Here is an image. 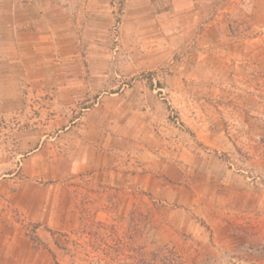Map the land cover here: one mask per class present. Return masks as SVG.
<instances>
[{"label":"crops","instance_id":"crops-1","mask_svg":"<svg viewBox=\"0 0 264 264\" xmlns=\"http://www.w3.org/2000/svg\"><path fill=\"white\" fill-rule=\"evenodd\" d=\"M185 1L177 7L174 0L169 10L156 13L152 0H128L121 42L113 50L106 42L97 46L99 50H93L92 44L84 50L68 8L50 9L36 0L20 5L0 2V115L37 117L30 125H6L11 134L5 173L0 176V264H59L43 243L62 232L78 231L81 222L70 200L71 184L81 177L103 183L127 180L153 201L160 202V198L165 209L172 211L166 214L168 223L188 234L200 232L202 223L220 234L217 231L230 228L238 215L262 210L264 189L250 184L230 162L238 161L237 148L245 142L250 149L248 162L257 164V171L264 174L263 123L236 122L231 117L234 108L211 106L206 102L207 92L199 91L213 82L219 88L216 99L231 95L222 89L234 90L238 84V78L227 72L246 44H239L232 33L237 25L233 14L208 15L198 5L201 0ZM91 2V20L84 29L94 27L96 32L88 33L103 39L115 10L109 0ZM126 37L134 42L130 48L124 45ZM108 51L111 57L117 54L124 61L122 69L126 68L120 76L123 80L116 83L133 79L131 88L109 89ZM80 59L87 63L89 75L78 76ZM169 66L173 73L161 83L168 84L170 98L178 100L179 106L168 102L164 109L163 99L155 97L156 91L144 90V81L136 74ZM94 67L102 70L96 73ZM148 97L155 99L146 106ZM245 100L240 115L261 109L257 96L246 94ZM79 108L90 118L126 116L122 121L117 118L115 141L143 147L151 158L141 161L132 150L125 160H116L105 149L120 153L124 146L77 143L74 116ZM173 109L181 116L186 133L180 136L177 150H161L169 141L150 130L141 137L138 116L162 114L168 120ZM174 128L166 123L168 134L175 135ZM46 131H52L51 136ZM191 144L196 149H189ZM114 169L112 178L109 171ZM179 214L184 220L177 224L174 218Z\"/></svg>","mask_w":264,"mask_h":264},{"label":"rangeland","instance_id":"rangeland-1","mask_svg":"<svg viewBox=\"0 0 264 264\" xmlns=\"http://www.w3.org/2000/svg\"><path fill=\"white\" fill-rule=\"evenodd\" d=\"M4 1H12L14 4L20 5L27 0H0V2ZM36 1L46 8L52 9L58 5L70 10L72 20L78 26L79 45L84 46V50L89 48V44H92L93 50H99L97 46L99 47L105 42L108 48L113 50L121 42L128 0H109L115 11L110 19L112 21L109 32L107 36H103V39L99 35L88 33V31L96 32L94 27L87 28V32H85L84 28L91 20L90 7L94 5L92 2L90 3V0ZM173 1L152 0L154 11L161 13L164 10H169L174 5ZM175 1L177 7L184 6L186 3L185 0ZM198 5L208 15L219 12L226 16L233 14L236 17L234 22L237 25L232 33L238 36L239 44H246L244 51L237 52L239 54V57H236L237 63L233 64L227 72V74L238 78V84L233 85L234 90L228 86L222 89L231 95L226 99H216L215 89L219 88H217L218 84H213V82L204 88L199 87V91L207 92L208 100L206 102L211 106L217 104L225 109L234 108L235 114L231 117L236 118V122H261L264 126V0H201ZM97 37L98 39H96ZM124 45L126 48L132 47L134 45L132 38L127 40L126 37ZM118 52L119 50H117ZM108 53L111 57V52L108 51ZM110 59L106 73L110 77V82L112 81L108 84L109 89L114 87L117 89L122 86L131 88L133 79L116 83V80H123L120 76L126 71V68L122 69L121 67L124 61L119 60L117 54L112 55ZM118 61H120L119 64ZM77 62L78 76L85 73L89 75L87 63L83 59ZM169 68L170 66L162 67L155 71L136 74L137 78L144 81L142 83L144 90H147L149 94L156 91L155 97L163 99L161 105L164 109L169 106L168 102L172 107L179 106L178 100L170 98V93L166 88L168 84L161 83L162 79H166V75L173 73ZM94 69H96V73L102 70L100 67H94ZM209 73L213 74V71ZM214 86L216 87L214 88ZM244 92L257 96L261 109L253 114L247 112L246 115H240L239 113L247 103ZM154 99L150 97L145 99L146 106L152 104ZM193 101L197 102V100ZM86 107L89 105L83 106V108ZM81 109L79 108L78 114L74 116L78 119L74 131L77 143L82 141L99 145L101 148L108 142L115 148H119V145L124 146L120 147V153L114 149H110V151L105 149L112 152L116 160H125L129 157L128 152L132 150L135 152V157L138 156L141 161L151 158L143 147L115 141L118 127L116 126L117 118L119 117L122 121L126 116L108 115L103 119L101 116L90 118L87 112ZM138 117L142 120V125L138 128L141 137L149 130L154 131L156 137L169 141V144L163 142L165 145L161 150L165 147L168 150L178 149L180 136L182 133H186V126L175 109L172 110L168 120L162 114H142ZM36 119V115L33 114L0 115V176L5 173L4 161L9 151L7 137L11 132L7 130L6 125L11 123L30 125L32 122L36 123ZM45 121L47 122L48 118H45ZM165 122L175 127L176 131L174 132H177L175 135L167 133ZM142 126L143 128H141ZM46 134L51 136L52 131H46ZM231 134L237 136L234 131H231ZM191 137L190 135V141ZM170 140H172L171 145L173 146L170 145ZM241 142L243 143V141ZM244 144L237 148L239 153H237L236 159L238 161L230 163L237 173L249 179L250 184L264 189V174L257 171L259 167L257 164L248 162L250 149ZM193 147L196 146L191 144L189 149H193ZM116 172V169L110 170L109 174L115 178ZM109 180L103 183V181H93L81 177L71 184L74 189H72L70 201L75 204L76 213L81 222L78 231L76 233L62 232L60 235H56V238H49V242L43 243V247L52 252L59 264H264V206H262V210L258 208L252 214L238 215L237 220L230 223V228L226 226L221 231H217L220 234H215L214 229L204 226L203 223L199 228L200 232L195 231L188 234L179 229L176 230L168 223L166 214L170 216L172 211L165 209L160 198H157L160 202L153 201L147 194L130 185L127 180L125 182L122 179L119 181L117 179ZM193 219L196 220V223L201 222L199 219ZM174 220L179 224L184 220V217L179 214L175 216Z\"/></svg>","mask_w":264,"mask_h":264}]
</instances>
